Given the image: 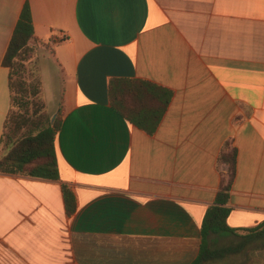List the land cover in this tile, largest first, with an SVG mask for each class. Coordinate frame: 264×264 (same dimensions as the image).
<instances>
[{
  "label": "crops",
  "instance_id": "obj_1",
  "mask_svg": "<svg viewBox=\"0 0 264 264\" xmlns=\"http://www.w3.org/2000/svg\"><path fill=\"white\" fill-rule=\"evenodd\" d=\"M26 4L47 108H62L60 179L0 172V264H191L232 149L227 223H264V0H0V144ZM114 78L172 92L154 133L112 108ZM211 264H264V248Z\"/></svg>",
  "mask_w": 264,
  "mask_h": 264
},
{
  "label": "trees",
  "instance_id": "obj_2",
  "mask_svg": "<svg viewBox=\"0 0 264 264\" xmlns=\"http://www.w3.org/2000/svg\"><path fill=\"white\" fill-rule=\"evenodd\" d=\"M38 43L43 42L35 36L31 8L26 4L3 60V65L10 70L12 104L0 144V172L59 180L55 141L62 124V108L54 121L46 117L37 119L29 113L31 99H39L43 93L39 65L36 79L27 80L24 74L27 54ZM109 96L112 108L118 114L154 133L171 102L172 92L147 81L114 78L110 81ZM236 161V149L221 154V162L228 165V177L223 180L214 204L207 210L201 229L200 252L191 264H211L231 255L264 248V223L243 230L232 229L227 223ZM63 192L67 213L72 215L76 210L75 194L68 186L63 187ZM240 231L243 234H239ZM221 235L239 237L240 242L236 246L213 248L211 238Z\"/></svg>",
  "mask_w": 264,
  "mask_h": 264
},
{
  "label": "rangeland",
  "instance_id": "obj_3",
  "mask_svg": "<svg viewBox=\"0 0 264 264\" xmlns=\"http://www.w3.org/2000/svg\"><path fill=\"white\" fill-rule=\"evenodd\" d=\"M47 47L48 44L46 43H38L37 45H34V49L27 54L26 63H25L27 67L24 73L25 78L27 80L32 81L37 77H39L37 66L39 65L40 67V50L47 49ZM29 111H30L29 113L31 115H34V117L37 119H39L40 117H46L45 119L52 120L53 118L52 113L47 108L44 93H42L39 99L38 97L35 99H31V105ZM211 240H212L211 246L213 248H218V249L226 246H236L240 242V239L235 237L223 239L219 236H214L211 238ZM230 257L235 258V255H231L226 258L229 259ZM240 261L243 262L242 259H240Z\"/></svg>",
  "mask_w": 264,
  "mask_h": 264
},
{
  "label": "water",
  "instance_id": "obj_4",
  "mask_svg": "<svg viewBox=\"0 0 264 264\" xmlns=\"http://www.w3.org/2000/svg\"><path fill=\"white\" fill-rule=\"evenodd\" d=\"M56 119V115L52 118V121H54Z\"/></svg>",
  "mask_w": 264,
  "mask_h": 264
}]
</instances>
